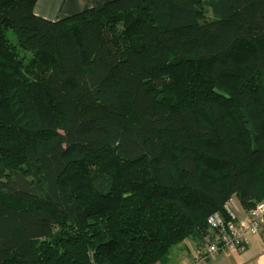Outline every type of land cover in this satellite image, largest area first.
Listing matches in <instances>:
<instances>
[{
    "label": "trees",
    "instance_id": "obj_1",
    "mask_svg": "<svg viewBox=\"0 0 264 264\" xmlns=\"http://www.w3.org/2000/svg\"><path fill=\"white\" fill-rule=\"evenodd\" d=\"M35 1L0 0V264H166L264 201V0Z\"/></svg>",
    "mask_w": 264,
    "mask_h": 264
},
{
    "label": "crops",
    "instance_id": "obj_2",
    "mask_svg": "<svg viewBox=\"0 0 264 264\" xmlns=\"http://www.w3.org/2000/svg\"><path fill=\"white\" fill-rule=\"evenodd\" d=\"M110 0H36L33 12L47 20L62 19L83 10L98 7ZM212 240L208 230L201 241L186 239L172 251L166 264H198L197 257ZM203 264H264V224L258 234L249 237V243L242 252L218 255L206 259Z\"/></svg>",
    "mask_w": 264,
    "mask_h": 264
},
{
    "label": "built area",
    "instance_id": "obj_3",
    "mask_svg": "<svg viewBox=\"0 0 264 264\" xmlns=\"http://www.w3.org/2000/svg\"><path fill=\"white\" fill-rule=\"evenodd\" d=\"M235 201V198H230L225 202L223 215L214 213L206 219L212 240L197 257L198 264L219 253L229 255L242 252L249 243V237L258 234L264 224V201L257 202L247 210Z\"/></svg>",
    "mask_w": 264,
    "mask_h": 264
},
{
    "label": "rangeland",
    "instance_id": "obj_4",
    "mask_svg": "<svg viewBox=\"0 0 264 264\" xmlns=\"http://www.w3.org/2000/svg\"><path fill=\"white\" fill-rule=\"evenodd\" d=\"M7 37H8V39H9V41L11 42V44L15 45V43H16L15 35L12 34V33L9 31V32H7ZM21 54H23V52H22ZM236 201H237V200H236ZM236 201H235V203H236L238 206H240Z\"/></svg>",
    "mask_w": 264,
    "mask_h": 264
}]
</instances>
